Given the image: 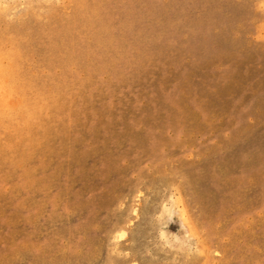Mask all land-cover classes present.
I'll return each mask as SVG.
<instances>
[{
  "label": "rangeland",
  "instance_id": "obj_1",
  "mask_svg": "<svg viewBox=\"0 0 264 264\" xmlns=\"http://www.w3.org/2000/svg\"><path fill=\"white\" fill-rule=\"evenodd\" d=\"M0 92V264H264V0H0Z\"/></svg>",
  "mask_w": 264,
  "mask_h": 264
},
{
  "label": "bare ground",
  "instance_id": "obj_2",
  "mask_svg": "<svg viewBox=\"0 0 264 264\" xmlns=\"http://www.w3.org/2000/svg\"><path fill=\"white\" fill-rule=\"evenodd\" d=\"M3 81V80H2ZM4 86V85H3ZM6 86V85H5ZM5 89V88H4ZM2 94V92H0ZM3 103V102H2Z\"/></svg>",
  "mask_w": 264,
  "mask_h": 264
}]
</instances>
